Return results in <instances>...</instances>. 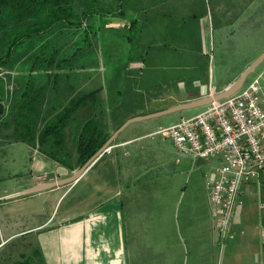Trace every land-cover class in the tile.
Returning <instances> with one entry per match:
<instances>
[{
  "label": "crops",
  "instance_id": "0c3cea01",
  "mask_svg": "<svg viewBox=\"0 0 264 264\" xmlns=\"http://www.w3.org/2000/svg\"><path fill=\"white\" fill-rule=\"evenodd\" d=\"M145 4L139 12L145 18L135 19L128 63L142 99L107 118L102 114L106 121L100 128L113 138L109 151L100 149L70 183L8 197L78 170L76 137L83 122L99 119L98 112L92 105L89 112L83 107L75 112L55 160L37 146L0 139V264H264V169L242 185L230 237L220 245L204 185L214 161H177L170 139L159 132L174 123L164 126L158 120L182 110L154 115L222 91L259 53L227 82L210 86L209 79L206 85L202 70L213 52L188 47L190 37L208 32L213 43V32L225 28L222 16L181 14L169 20L164 5ZM105 100L98 97V104Z\"/></svg>",
  "mask_w": 264,
  "mask_h": 264
},
{
  "label": "trees",
  "instance_id": "16d2710c",
  "mask_svg": "<svg viewBox=\"0 0 264 264\" xmlns=\"http://www.w3.org/2000/svg\"><path fill=\"white\" fill-rule=\"evenodd\" d=\"M72 2L0 0V126H12L8 141L37 146L54 160L64 145V128L75 112L89 103L94 109L99 105L98 98L87 101V94H74L80 71L88 65L92 52L88 49L89 29L74 13ZM135 27L132 21L130 29ZM13 81L17 88L9 96L6 85ZM64 92L68 95L66 106H60L53 118L38 121L36 116ZM97 120L83 122L76 137L81 166L109 139L100 128L104 123ZM41 122L38 131L36 125Z\"/></svg>",
  "mask_w": 264,
  "mask_h": 264
},
{
  "label": "rangeland",
  "instance_id": "374dc122",
  "mask_svg": "<svg viewBox=\"0 0 264 264\" xmlns=\"http://www.w3.org/2000/svg\"><path fill=\"white\" fill-rule=\"evenodd\" d=\"M145 1L147 4L143 5V8L155 4L164 5L163 14L169 20L181 14L203 18H215L217 14L222 16L225 28L222 31L213 32V43L210 41L208 32L206 36L201 33L200 38L192 37V35L190 37L191 43L188 47L207 48L208 52L210 50L213 52V59L202 70L201 81H204L206 85L209 79H211L210 86L227 82L240 65L253 55L264 51V0H73L74 13L80 16L85 27L89 29L91 44L88 49L90 53L92 52L88 65L80 71L74 94L78 92L87 94V101L96 100L100 96L106 99L99 105L100 108L96 109L99 118L97 121L100 123L106 121L102 114L107 118L108 113L132 108L136 100L142 99V96L139 97L140 91L136 89L131 79L134 71L132 68L128 69V63L134 55L131 41L137 33L136 27L133 30L130 29V24L135 19L145 18L146 14L139 13L140 5ZM253 9L258 11V15L248 14ZM117 11L118 13L113 14ZM84 14L86 15L83 16ZM252 26L256 27L255 31H252ZM221 44L224 46L219 52L220 50L217 49ZM137 58L139 61H144L138 56ZM208 59L209 55L205 56L204 62L207 63ZM41 65L45 67L44 62ZM209 66L210 74H208ZM256 77H259V83L264 87V59L247 75L242 87ZM6 88L9 91L7 94L11 96L17 84L13 81L6 85ZM116 88L120 89L122 96L118 97ZM92 92L95 94H91ZM67 101L68 95L64 92L58 101H55L56 103L42 111L36 119L42 121L44 120L42 117L53 118L60 106H66ZM90 108L89 103L79 109L89 112ZM79 109L77 111H80ZM200 110L199 107L187 108L179 115L169 114L160 117L158 123L167 126L177 122L181 117H192ZM8 120H11L10 116ZM42 127L41 122L36 125V130L39 131ZM12 129L11 125L0 126V139L9 140L7 136L12 133ZM70 150L71 148L68 147L69 153L72 152ZM70 160L69 162H74L73 159ZM28 245L26 244V249L29 248Z\"/></svg>",
  "mask_w": 264,
  "mask_h": 264
},
{
  "label": "built area",
  "instance_id": "2783aa9c",
  "mask_svg": "<svg viewBox=\"0 0 264 264\" xmlns=\"http://www.w3.org/2000/svg\"><path fill=\"white\" fill-rule=\"evenodd\" d=\"M159 132L170 139L177 161H214L204 185L212 225L222 245L230 237L242 185L264 169V87L259 77Z\"/></svg>",
  "mask_w": 264,
  "mask_h": 264
},
{
  "label": "water",
  "instance_id": "95a60500",
  "mask_svg": "<svg viewBox=\"0 0 264 264\" xmlns=\"http://www.w3.org/2000/svg\"><path fill=\"white\" fill-rule=\"evenodd\" d=\"M264 59V51L259 54L257 56L256 59H254L246 68L245 70L239 75V77L230 85H228L227 87H225L222 91L214 94V95H208V96H204L200 99L194 100V101H189V102H185L182 104H179L175 107H172L170 109L164 110V111H160L155 113L154 115H162V114H166L169 112H175L178 110H183V109H187V108H191V107H196V106H205L207 104H209L210 102L214 101V100H219L222 99L230 94H233L234 92H236L237 90H239L243 83L245 82V79L247 77V75ZM132 119L127 120L126 122H124L119 129L116 130L115 135L119 132L120 129H122L128 122H130ZM113 138H110L108 140V142L105 144L106 146L111 142ZM103 149V147L101 148V150ZM100 151V150H99ZM98 151V152H99ZM98 152L93 155L84 165H82L78 170H76L71 176H69L68 178L62 179L61 181H52V182H45V183H40L37 184L31 188L25 189L23 191H20L18 193H15L14 195L8 196V197H12V196H17V195H27V194H31V193H35V192H39V191H43L46 189H49L51 187H54L55 185L58 184H62V183H70L72 181H74L75 179H77L80 174L83 172V170L86 168L87 165H89L92 160L98 155Z\"/></svg>",
  "mask_w": 264,
  "mask_h": 264
}]
</instances>
